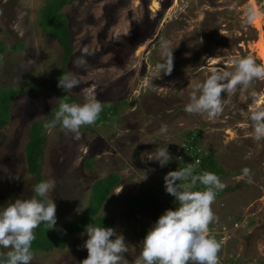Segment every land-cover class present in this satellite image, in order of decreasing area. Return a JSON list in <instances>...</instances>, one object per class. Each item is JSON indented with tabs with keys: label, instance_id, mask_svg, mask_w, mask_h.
I'll return each mask as SVG.
<instances>
[{
	"label": "rangeland",
	"instance_id": "obj_1",
	"mask_svg": "<svg viewBox=\"0 0 264 264\" xmlns=\"http://www.w3.org/2000/svg\"><path fill=\"white\" fill-rule=\"evenodd\" d=\"M44 1L0 0V41L6 47L0 62V124L7 123L0 129V210L35 196L37 178L27 171L25 154L35 127L44 142L42 181L57 182L50 193L57 224L49 231L59 232L66 224L77 229L114 184L93 218L113 219L111 228L128 245L124 256L135 264L148 231L167 210H175L171 204L177 206L164 191V177L178 170L175 159L184 156L185 135L196 131L200 146L224 171L220 180L226 187L212 205L218 217L213 223L228 227L220 264L232 259L264 264V139L253 138L249 120L251 109L264 108V80L230 98L222 93L224 110L215 119L184 110L212 68L231 72V60L248 56L264 64V0H73L61 9L72 48L66 66L65 47L38 27ZM161 39L170 44L174 68L157 79L151 69L163 60ZM84 48L93 55L85 57L87 67L75 68L73 61ZM64 66L80 79L79 87L68 92L58 87ZM146 79L152 86H145ZM92 99L111 111L120 102L119 111L81 127L80 140L59 124L52 134L43 127L61 103L83 105ZM162 125L167 133L160 132ZM158 147H167L171 156L164 167L152 160ZM245 167L251 169V184L241 178ZM157 185L158 197L166 199L161 204H123L122 199L145 198ZM237 217L241 220L233 227ZM66 239L62 250L32 251L31 264H81L88 255L86 228ZM9 250L0 248V253Z\"/></svg>",
	"mask_w": 264,
	"mask_h": 264
},
{
	"label": "clouds",
	"instance_id": "obj_2",
	"mask_svg": "<svg viewBox=\"0 0 264 264\" xmlns=\"http://www.w3.org/2000/svg\"><path fill=\"white\" fill-rule=\"evenodd\" d=\"M162 62L152 67L151 75L157 79L163 75H171L174 68L173 51L167 40L161 39ZM93 55L87 48L73 61L75 68L87 67L85 57ZM234 71H225L214 67L211 75L197 84L190 95V102L185 106V112L192 115H206L209 119L219 117L224 110L225 100L233 96L239 88L247 89L255 80H264V64H257L251 56L234 58L230 61ZM151 80H145V86H152ZM80 79L75 73L69 72L59 78L58 87L64 92L79 87ZM103 103L92 99L83 105L61 103L53 120L44 124L48 134H52L57 124L61 130L71 133L74 140H80L81 127L96 123L103 111ZM250 126L256 141L264 139V108L251 109ZM167 125H162L161 133H167ZM155 158L161 167L171 160L167 147H158ZM145 175L143 179H146ZM242 179L253 183L251 169H242ZM185 181V183H178ZM199 182L203 191H194ZM56 180L49 179L34 186L35 196L31 199H17L3 210H0V248L10 249L0 253V264H31L34 254L31 251L35 240V229L42 223L51 230L57 224V207L50 193L56 188ZM167 194L175 197L178 207L167 210L155 225L148 231L142 245V252L135 264H220L219 253L222 242L206 235L209 225L218 220L212 210L218 191L226 185L211 172L194 174L191 164L185 168L167 173L164 177ZM39 197L41 199H37ZM88 239L83 247L87 250V258L81 264H129L124 254L128 245L122 234H117L113 228L86 227ZM115 237V239H112ZM232 259L231 263H236Z\"/></svg>",
	"mask_w": 264,
	"mask_h": 264
},
{
	"label": "trees",
	"instance_id": "obj_3",
	"mask_svg": "<svg viewBox=\"0 0 264 264\" xmlns=\"http://www.w3.org/2000/svg\"><path fill=\"white\" fill-rule=\"evenodd\" d=\"M73 0H45L43 6L38 11V27L40 30H42L48 37H52L54 39H57L58 43L61 45V47H65L66 52L63 53V64L68 62L69 57L72 52L71 48V41H70V31L68 27V19L66 18V15L61 12L62 7L67 4L68 2L71 3ZM62 23V25H60ZM63 34L66 35L63 37ZM66 39V40H64ZM0 44L3 45L4 48H0V62L3 59V52L4 49H6L4 42L0 41ZM63 67L62 74L61 75H67L68 69L66 67ZM60 72V71H59ZM18 92V91H17ZM115 107L112 108V111L110 110L109 106H104L103 111L100 113V116L98 118L97 122H103L104 120H107V116H110L108 114H117V111H119L120 102L114 103ZM108 109V112L105 110ZM113 112V113H112ZM115 112V113H114ZM104 119V120H103ZM103 120V121H101ZM109 120V119H108ZM7 124V123H6ZM5 123L0 124V129H2L5 125ZM35 131V127L33 128V131H31V137L30 140L27 143L26 146V164L28 168V172L35 175L37 179H35V185L42 182L41 177V158H42V147L44 142L42 143V139L37 135ZM44 141V140H43ZM203 146V145H202ZM202 146L199 144V136L198 132L196 131H189L188 134L185 135L184 144L182 146L185 147V150H191L189 152L182 150V154L184 157L180 154V157L178 159H175L176 163L175 166L180 168H185L188 164L187 161H190V164L192 165L194 169V174H202L203 172H211L216 174L219 178L224 175V171H222L221 167L217 165L215 156L213 153H207L208 151L203 150ZM189 153V154H188ZM192 159H197L198 163L193 164ZM187 159V160H186ZM194 165V166H193ZM185 181H178V183H184ZM114 187V184H110L107 186V189L105 191V196L101 198L97 203L96 208H91V200H89L90 205L88 204V210H91V213L86 216L84 221L80 226H78L77 229H73L71 225L66 224L63 229L59 232L49 231L47 225L41 224L37 229H35V240L32 242L31 251H50L53 249L62 250L66 247V236L69 234H74L77 232H83V230L90 225L91 219L99 218L101 219L96 224H91L93 226L97 227H105V228H111L113 225V219L108 218H102V217H96L93 218L95 214H97L101 204L104 203L106 200V194H109L110 191H112ZM165 188V187H164ZM196 188V187H195ZM194 188V189H195ZM193 189V190H194ZM204 186L200 185L199 182L197 183V190L196 191H203ZM166 192V189H164ZM161 192L160 186H153L149 193L146 195L145 198L143 196L138 197H132L128 199H122L123 204L128 208H142L147 206H156L161 204L163 201H165V195H163L162 199L158 197V193ZM167 193V192H166ZM222 193V191L217 192V196H219ZM92 196V195H91ZM111 196V195H110ZM216 196V197H217ZM169 197H173L169 195ZM175 198V197H173ZM109 199V202L113 200V197L111 196ZM164 199V200H163ZM168 203V202H167ZM172 207L175 209L178 207L175 204H171ZM235 221L236 223H239L238 221L241 220V217H237ZM109 221V222H108ZM85 225H83V223ZM112 223V224H111ZM51 230V229H50ZM235 264V263H231Z\"/></svg>",
	"mask_w": 264,
	"mask_h": 264
},
{
	"label": "built area",
	"instance_id": "obj_4",
	"mask_svg": "<svg viewBox=\"0 0 264 264\" xmlns=\"http://www.w3.org/2000/svg\"><path fill=\"white\" fill-rule=\"evenodd\" d=\"M182 150L187 151V152L191 151V150H188V149L185 150V147H183ZM191 161H192L193 164H197L198 163L196 158L195 159L191 158ZM187 162H190V161H187ZM187 164H190V163H187ZM194 191H195V189H194ZM237 226H238L237 223L234 222L233 227H237ZM225 228L228 229L227 226H218V225L212 223V224L209 225V232L206 235H208V236H210L212 238H215L218 242L224 243L225 240L227 239V234H226ZM230 262H231V260H230Z\"/></svg>",
	"mask_w": 264,
	"mask_h": 264
}]
</instances>
